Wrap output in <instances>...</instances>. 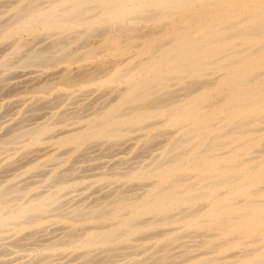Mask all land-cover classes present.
<instances>
[{
    "label": "bare ground",
    "instance_id": "bare-ground-1",
    "mask_svg": "<svg viewBox=\"0 0 264 264\" xmlns=\"http://www.w3.org/2000/svg\"><path fill=\"white\" fill-rule=\"evenodd\" d=\"M0 264H264V0H0Z\"/></svg>",
    "mask_w": 264,
    "mask_h": 264
}]
</instances>
